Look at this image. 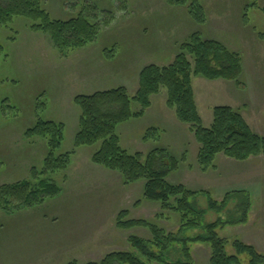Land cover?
<instances>
[{"label": "rangeland", "instance_id": "rangeland-1", "mask_svg": "<svg viewBox=\"0 0 264 264\" xmlns=\"http://www.w3.org/2000/svg\"><path fill=\"white\" fill-rule=\"evenodd\" d=\"M123 1L122 6L120 0H44L52 19H69L83 5L95 9L98 38L65 54L43 35L29 30L24 19L14 20V31L0 28V186L28 180L32 169L39 172L42 168L45 141L25 136L37 120L62 124L64 140L56 155L71 153L67 171L51 175L62 189L57 198L32 210L11 214L0 210V264L95 263L112 252L132 251L127 245L129 235L149 237L142 228L125 232L116 228L115 218L121 211H127L128 218L155 220L159 206L144 200L143 182L125 186L118 173L92 164L91 156L99 144L74 149L79 111L73 100L78 95L116 88L135 96L140 71L152 64L170 65L179 46L193 32L242 58L239 85L192 77L202 127H210L215 107H230L242 115L254 134L264 137V12L260 9L264 0H198L206 18L201 27L184 8L171 7L165 0ZM165 101L166 90L162 89L151 97V106L142 117L117 126L121 148L144 157L153 150H166L176 159L167 182L208 192L218 202L226 193L241 188L238 186L245 188L251 197L248 221L222 227L217 234L229 242L228 254H234L230 243L236 240L264 255L263 158L238 162L218 156L214 162L217 168L202 173L196 163L199 146L189 126L176 120ZM136 109L133 103L132 110ZM152 128L159 137L144 142L143 136ZM225 160L229 162L224 165ZM206 202L201 196L197 206L206 210ZM170 217L155 221L174 232L178 217ZM218 217L225 215L207 212L203 223ZM188 233L196 236L200 231ZM53 235L59 237L54 239ZM86 238L90 247L85 244L72 251ZM67 246L72 247L70 251L64 249ZM190 248L193 264H208L205 246ZM50 249L56 251L46 255ZM240 258L242 264H248L245 257Z\"/></svg>", "mask_w": 264, "mask_h": 264}, {"label": "trees", "instance_id": "trees-1", "mask_svg": "<svg viewBox=\"0 0 264 264\" xmlns=\"http://www.w3.org/2000/svg\"><path fill=\"white\" fill-rule=\"evenodd\" d=\"M120 2L123 6L124 1ZM165 3L184 8L198 27L206 21L198 0H165ZM85 6L76 15L71 14L69 19L61 20L50 17L44 8V0H0V28L14 31L11 28L14 20L21 18L28 22L29 30L43 35L61 54L74 52L94 43L100 32L94 7ZM260 9L264 12V7ZM104 23L107 24L106 21ZM241 75L242 58L239 53L193 32L179 46L170 65L158 67L152 64L140 71L135 96L129 97L124 88H116L74 98L79 111L74 149L99 144L91 156L92 164L118 173L125 186L143 182L144 200L159 206L155 220H169L173 215L178 217L177 228L172 232L155 220L128 218V212L121 211L115 218L118 230L125 232L142 228L147 230L149 237L142 239L129 235L127 245L132 251L112 252L99 262L86 264H193L191 245H202L208 249V264H242V256L248 264H264V255L253 246L236 240L230 243L234 254H228L226 247L229 242L217 234L222 227L243 225L248 221L251 210L248 192L231 191L218 202L208 192L191 191L182 185L170 184L166 179L175 169L173 156L158 149L145 157L140 153L128 154L121 148L116 134L119 124L142 117L151 106V97L165 89L166 107L174 112L178 122L189 126L199 146L196 163L202 173L216 168L214 162L218 156L238 162L255 157L264 160V137L254 134L238 111L230 107H215L210 127L203 128L194 101L192 77L210 81L222 79L239 85ZM133 103L137 105L136 110H132ZM25 136L45 141L47 153L40 171L31 170L30 179L0 186V210L6 214L32 210L57 198L62 189L51 175L67 171L71 164V153L56 155L64 140L62 124L37 120ZM158 137L157 129H148L143 141ZM201 196L207 199L206 210L197 206ZM207 212L224 214L225 218L218 217L214 222L204 224ZM194 230L200 233L189 236L188 232Z\"/></svg>", "mask_w": 264, "mask_h": 264}, {"label": "crops", "instance_id": "crops-1", "mask_svg": "<svg viewBox=\"0 0 264 264\" xmlns=\"http://www.w3.org/2000/svg\"><path fill=\"white\" fill-rule=\"evenodd\" d=\"M229 161H223V163H224V165L226 164V163H228ZM216 168H217V166H216ZM238 187H241V188H238V189H236L235 191H246V192H248L245 188H243L242 186H238ZM249 193V192H248ZM59 237V235H53V237L52 238H54V239H57ZM84 240V239H83ZM71 242H77L75 239H72V240H70ZM90 240L89 239H87L86 238V240L83 242V241H81L80 243H79V245L77 246V248H73V250L72 251H77L79 248L81 249L82 247H86V245H88L89 247H90V245H89V242ZM86 244V245H85ZM71 248L72 247H70V246H67V247H65L64 249L65 250H67V251H70L71 250ZM257 249V248H256ZM54 251H56L55 249L54 250H52V249H50V250H48V252H47V254L46 255H49L50 253H52V252H54ZM257 251L259 252V253H262L261 251H259L258 249H257ZM44 253H45V251H43ZM57 253H59L60 254V252L59 251H57ZM263 255V254H262Z\"/></svg>", "mask_w": 264, "mask_h": 264}]
</instances>
